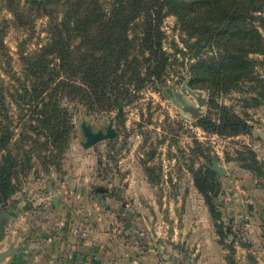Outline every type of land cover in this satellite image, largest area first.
Returning <instances> with one entry per match:
<instances>
[{
  "label": "rangeland",
  "instance_id": "374dc122",
  "mask_svg": "<svg viewBox=\"0 0 264 264\" xmlns=\"http://www.w3.org/2000/svg\"><path fill=\"white\" fill-rule=\"evenodd\" d=\"M15 9L21 23L0 0L9 56L0 75L10 90L22 70L20 52L45 43L48 22L28 0H15ZM162 28L172 56L166 86L140 91L120 115L71 105L73 127L63 150L22 131L20 113L9 104L15 128L0 151V164L9 166L0 252L14 247L17 254L1 264H29L46 246L64 242L102 247L106 264H264V102L248 101L245 92L217 97L252 126L249 134L228 137L199 127L198 119L215 118L210 94L188 86L189 62L176 53L185 51L186 37L177 19L166 16ZM200 98L205 104L193 118L185 108L198 107ZM84 132L105 137L86 148ZM195 175L206 177V196Z\"/></svg>",
  "mask_w": 264,
  "mask_h": 264
},
{
  "label": "trees",
  "instance_id": "16d2710c",
  "mask_svg": "<svg viewBox=\"0 0 264 264\" xmlns=\"http://www.w3.org/2000/svg\"><path fill=\"white\" fill-rule=\"evenodd\" d=\"M4 1L21 23L24 16L15 0ZM28 6L47 18V38L37 50L20 52L22 70L12 76L15 89H5L0 75V120L6 122L0 126V151L15 128L9 104L20 113L22 131L60 151L73 127L71 105L85 107L87 114L108 113L127 106L149 86H166L172 56L164 48L162 25L169 15L186 36L185 51L176 53L189 62L188 86L207 90L215 113L197 125L228 137L251 132L252 126L217 97L245 92L248 101L264 102V0H28ZM3 36L0 29V67L9 57ZM203 179L195 175L206 196ZM8 184V163L0 164V199ZM212 211L217 215L215 207ZM215 220L222 237L218 215Z\"/></svg>",
  "mask_w": 264,
  "mask_h": 264
},
{
  "label": "crops",
  "instance_id": "0c3cea01",
  "mask_svg": "<svg viewBox=\"0 0 264 264\" xmlns=\"http://www.w3.org/2000/svg\"><path fill=\"white\" fill-rule=\"evenodd\" d=\"M41 254L44 255V260L40 263ZM101 254H103L102 247L91 248L85 247L83 243L64 242V244L58 246L53 244L46 246L44 252L35 253V259L29 264H106V262H103L104 257L101 258ZM99 256L102 260L98 258ZM142 261L144 260L142 259ZM122 263L129 264L122 260L118 264Z\"/></svg>",
  "mask_w": 264,
  "mask_h": 264
},
{
  "label": "water",
  "instance_id": "95a60500",
  "mask_svg": "<svg viewBox=\"0 0 264 264\" xmlns=\"http://www.w3.org/2000/svg\"><path fill=\"white\" fill-rule=\"evenodd\" d=\"M204 104H205V100L203 98H200L198 101V107H186L185 110L186 112L190 113L193 118H198L201 114V107L204 106ZM84 135H86L87 137V142L84 145L86 148L93 146L94 144L101 141L105 137L100 135H93L91 133H86V132ZM213 170L219 174H222V171H220L217 168H214ZM16 254H17V248L14 247L9 248L3 252H0V264L8 257H13Z\"/></svg>",
  "mask_w": 264,
  "mask_h": 264
},
{
  "label": "flooded vegetation",
  "instance_id": "af4514ba",
  "mask_svg": "<svg viewBox=\"0 0 264 264\" xmlns=\"http://www.w3.org/2000/svg\"><path fill=\"white\" fill-rule=\"evenodd\" d=\"M123 107H120V108H116V110H117V115H120L121 114V109H122ZM85 134V132L83 133V135Z\"/></svg>",
  "mask_w": 264,
  "mask_h": 264
}]
</instances>
